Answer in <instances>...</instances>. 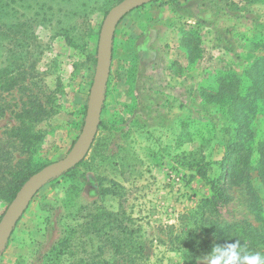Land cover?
I'll use <instances>...</instances> for the list:
<instances>
[{
	"label": "rangeland",
	"instance_id": "rangeland-1",
	"mask_svg": "<svg viewBox=\"0 0 264 264\" xmlns=\"http://www.w3.org/2000/svg\"><path fill=\"white\" fill-rule=\"evenodd\" d=\"M116 3L0 0V71L16 79L5 89L0 78V144L12 162L24 154L10 130L18 125L16 114L32 100L55 111L41 123L45 134L38 156L49 163L72 146L84 121L101 23ZM190 29L199 32L198 56L181 44L182 32ZM258 34L264 36L259 2L152 0L126 13L114 33L104 124L94 146L71 176L53 178L34 195L0 253V264H76L82 252L61 253L55 260H48V252L68 225L85 220L87 204L93 209L98 181L114 190L104 204L114 208L123 201L141 224L149 245L146 264H179L169 233L181 214L210 193L205 178L188 165L203 159L209 162L208 177L219 178L220 184L224 177L217 162L227 138L214 134L218 116L215 106L201 102L200 86L214 87L220 72L241 73L263 52L252 45ZM192 54L195 61L188 60ZM258 110L251 128L264 138V107ZM248 178L264 220V183L255 171ZM226 186L231 199L221 208L222 216L262 227L248 208L252 191ZM6 206L0 203V217ZM207 253L200 251L198 264H206Z\"/></svg>",
	"mask_w": 264,
	"mask_h": 264
},
{
	"label": "trees",
	"instance_id": "trees-1",
	"mask_svg": "<svg viewBox=\"0 0 264 264\" xmlns=\"http://www.w3.org/2000/svg\"><path fill=\"white\" fill-rule=\"evenodd\" d=\"M255 2L264 7V0H246L248 4ZM258 35L252 39V45L263 52L241 73L234 70L220 72L215 78L214 87L207 89L200 86L201 102L215 106L214 114L218 116L213 126L214 134L220 133L227 138L223 157L217 162L224 169V177L223 184H220L219 178L208 177L206 166L209 162L204 163L203 159L188 165L205 178L210 193L201 197L190 212L181 214L177 228L169 233V245L171 250L178 253L179 264H198L200 251L210 252L215 245L233 241H239L249 254L259 252L264 255L263 208L248 178L249 173L255 171L264 183V138L255 136L251 128L258 109L264 107V36ZM199 42L196 29L182 32V46L187 51L197 52L196 56L200 52ZM195 55L192 54L188 60L195 61ZM0 78H4L5 89H10L16 81L8 76L5 69L0 71ZM54 112L53 107L32 100L16 114L18 125L10 132L18 139L24 154L22 158L12 162L10 152L0 144V203L5 206L31 174L48 164L38 156L37 151L45 134L41 123ZM103 124L100 119L98 130ZM95 141L96 136L89 150ZM83 161L61 176H71ZM227 184L244 185L248 191H252L248 208L262 227L255 226L245 218L229 220L222 216L221 208L231 199ZM108 192L113 194L114 190L104 188L98 181V201L90 203L93 209L87 204L88 212L83 215L85 220L65 228L64 236L48 252V260L57 259L61 253L74 255L82 252L84 256L76 264H146L149 245L143 237L141 224L123 201H118L114 208L106 206L104 200ZM87 205L80 206L77 213ZM71 246L75 250H71Z\"/></svg>",
	"mask_w": 264,
	"mask_h": 264
},
{
	"label": "water",
	"instance_id": "water-1",
	"mask_svg": "<svg viewBox=\"0 0 264 264\" xmlns=\"http://www.w3.org/2000/svg\"><path fill=\"white\" fill-rule=\"evenodd\" d=\"M150 1L152 0H120L105 14L99 30L94 75L81 130L66 155L31 174L6 206L0 217V253L34 195L50 180L78 164L89 151L101 119L116 26L130 10Z\"/></svg>",
	"mask_w": 264,
	"mask_h": 264
},
{
	"label": "clouds",
	"instance_id": "clouds-1",
	"mask_svg": "<svg viewBox=\"0 0 264 264\" xmlns=\"http://www.w3.org/2000/svg\"><path fill=\"white\" fill-rule=\"evenodd\" d=\"M204 260L206 264H264V255L249 254L239 241H233L213 246Z\"/></svg>",
	"mask_w": 264,
	"mask_h": 264
}]
</instances>
